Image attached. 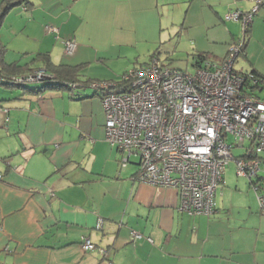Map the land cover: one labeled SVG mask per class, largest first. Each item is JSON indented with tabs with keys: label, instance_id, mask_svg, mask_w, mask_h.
I'll return each instance as SVG.
<instances>
[{
	"label": "crops",
	"instance_id": "1",
	"mask_svg": "<svg viewBox=\"0 0 264 264\" xmlns=\"http://www.w3.org/2000/svg\"><path fill=\"white\" fill-rule=\"evenodd\" d=\"M7 1L0 74L8 65L26 75L46 69L49 58L78 69L79 81H117L147 57L161 59L158 51L174 32L190 44L195 68V54L220 62L243 36L241 22L225 15L254 6L253 0H28L24 8L20 0H0V10ZM235 61L237 72L264 76V4ZM0 87L7 89L0 90V264H264L257 195L246 201L224 185L216 212L187 215L175 188L138 181L133 159L120 164L121 151L105 138L95 89ZM131 229L153 242L134 238ZM86 236L106 255L84 250Z\"/></svg>",
	"mask_w": 264,
	"mask_h": 264
},
{
	"label": "built area",
	"instance_id": "2",
	"mask_svg": "<svg viewBox=\"0 0 264 264\" xmlns=\"http://www.w3.org/2000/svg\"><path fill=\"white\" fill-rule=\"evenodd\" d=\"M251 10L232 9L226 19L251 25L264 0H253ZM49 31L56 27L48 25ZM67 51L73 42L65 41ZM243 38L234 41L220 62L206 61L195 71L165 64L159 57L127 70L120 80H93L103 88L105 138L123 152L121 165L138 157L135 178L154 186L177 190L179 208L188 214L216 212V195L222 189L226 166L236 161L237 173L250 178L260 209L264 212V99L248 93L244 84H256L253 75L234 69ZM39 68L18 80L45 79ZM243 147L240 155L233 148ZM97 227H102L100 218ZM136 239L151 236L131 229ZM85 250L95 248L83 237ZM101 253L107 249L101 247ZM111 263V262H110Z\"/></svg>",
	"mask_w": 264,
	"mask_h": 264
},
{
	"label": "trees",
	"instance_id": "3",
	"mask_svg": "<svg viewBox=\"0 0 264 264\" xmlns=\"http://www.w3.org/2000/svg\"><path fill=\"white\" fill-rule=\"evenodd\" d=\"M19 2H21L22 5H25L27 7L29 5L28 0H20ZM11 4L12 3L7 1V3L3 6V9L0 10V20L3 17L4 13L7 11V9L10 7ZM251 27H252V23L247 28H245V29L242 28L243 36L240 37L239 39L243 38V46H244V44H245V42L247 40V35L250 32ZM239 39H237V40H239ZM243 46H242V49H243ZM1 55H2V48L0 46V56ZM195 55H196L195 56L196 57V63H199L200 65H202L206 61H211V60H208L207 59L208 57L206 55H204V54H195ZM48 59H46L47 60V62H46V64H47L46 70L51 73L50 77H47L45 79L18 80L16 77H18V76H28L29 73L27 75L26 74H20L21 73V71H20L21 67L18 69L15 66L8 65L7 69H6L7 71L3 72V75L0 74V84H2L4 86H7V87L20 86V87H23V88H26V89H35V88H31L30 87V83H39L41 85V87L39 89H43V88H46V87L65 88V87H71V86L72 87L89 86V87L95 89L96 92H98L100 97H101V90L103 88H99V87H96L93 84H91V82L93 80L79 81L78 78H77V70L78 69H76L75 67H71V65H68L66 63H59L58 64V63H54L50 59L49 60ZM37 69H39V68H37ZM37 69L34 68L30 72V74L33 73ZM241 73H243V74L245 73L246 75L253 74L257 78V83L255 85L251 84V83L244 84L243 89H245L248 93L254 94V95L258 96L259 98L264 99L263 95L259 93L260 90L259 91L255 90L256 88L264 87V76L262 74L258 73L255 70H253V71H242ZM27 82H30V83L28 84ZM122 155H123V152L121 151V157H122ZM102 223H103V220H102ZM95 245H96L95 248L92 249V250H97L98 249V251L100 252L99 249L102 246H99L96 243H95ZM104 248H106V247H104ZM107 252H108V249H107ZM101 254L103 256L106 255L104 253H101Z\"/></svg>",
	"mask_w": 264,
	"mask_h": 264
},
{
	"label": "rangeland",
	"instance_id": "4",
	"mask_svg": "<svg viewBox=\"0 0 264 264\" xmlns=\"http://www.w3.org/2000/svg\"><path fill=\"white\" fill-rule=\"evenodd\" d=\"M26 7L27 6L24 5V8H26ZM172 7H173V4H172ZM182 7H183L182 11L185 10L186 6H182ZM240 27L242 30L241 24H240ZM158 54L161 57V59L169 66L185 69V70L191 71V72L196 70V68L192 62L193 50H192L190 44H188L186 42L183 35L181 36L180 34H177L176 32H174L173 35H171V39L169 41L165 42L162 45V48L158 51ZM145 60H146L145 63H147L148 57ZM239 64H240L239 61H235V66L237 68H239V66H240ZM27 83L29 84L30 82H27ZM0 90L7 91V89H4V88L2 89L1 87H0ZM259 93L264 95V90L260 91ZM232 150H233L234 155L237 156V155H240L243 153L244 148L243 147H235ZM262 154H264V153H262ZM132 159L135 161H138L137 156H133ZM135 166L137 168H139L138 163L135 164ZM224 182H225L224 185L226 186L227 189H230V190L234 189V190L238 191L239 193L242 192V194H240V195H242L241 196L242 198L247 199L246 201H249L248 197H250L251 195H253V197H256V192L250 183V178L247 176L239 175L237 173L236 161L234 159H231L226 166V171L224 174ZM237 199H239V198H237ZM216 202H217V200H216ZM186 214L190 215L188 213H186ZM194 215H206V214H194ZM194 215H191V216H194ZM206 216H208V215H206Z\"/></svg>",
	"mask_w": 264,
	"mask_h": 264
},
{
	"label": "clouds",
	"instance_id": "5",
	"mask_svg": "<svg viewBox=\"0 0 264 264\" xmlns=\"http://www.w3.org/2000/svg\"><path fill=\"white\" fill-rule=\"evenodd\" d=\"M138 162V161H137Z\"/></svg>",
	"mask_w": 264,
	"mask_h": 264
}]
</instances>
